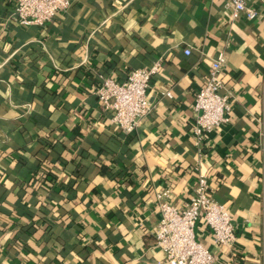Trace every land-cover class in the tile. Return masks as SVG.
Segmentation results:
<instances>
[{"label":"crops","instance_id":"obj_1","mask_svg":"<svg viewBox=\"0 0 264 264\" xmlns=\"http://www.w3.org/2000/svg\"><path fill=\"white\" fill-rule=\"evenodd\" d=\"M224 3L73 0L23 26L0 0V264H165L156 193L181 210L199 174L236 235L218 245L197 221L214 264H264V0L254 19ZM220 52L229 121L197 147L194 98ZM155 61L154 107L126 134L95 91Z\"/></svg>","mask_w":264,"mask_h":264},{"label":"built area","instance_id":"obj_2","mask_svg":"<svg viewBox=\"0 0 264 264\" xmlns=\"http://www.w3.org/2000/svg\"><path fill=\"white\" fill-rule=\"evenodd\" d=\"M73 0H16L15 16L20 25L43 26L46 21L65 11ZM251 0H225L231 19L244 13L254 19L258 11ZM185 54L189 50L185 49ZM225 54L220 52L210 64L205 83L197 91L193 110L194 144L201 146L205 133L229 121L231 104L227 94L221 93L223 81L221 68ZM160 62L149 67L132 69L126 79L119 82L110 77H101L95 94L106 109L111 111V120L126 134H132L141 120L153 109L147 88ZM163 94L170 97V91ZM197 169V167H194ZM207 178L199 174L193 195L183 209L167 201L168 190L156 193L159 220L154 235L155 245L164 254L165 264H214L212 252L196 239L195 225L202 218L211 229L215 243L231 247L236 239L232 217L223 203L216 201L210 192Z\"/></svg>","mask_w":264,"mask_h":264}]
</instances>
